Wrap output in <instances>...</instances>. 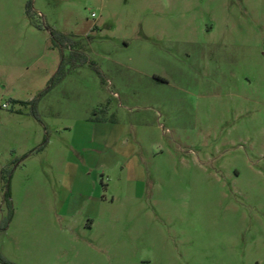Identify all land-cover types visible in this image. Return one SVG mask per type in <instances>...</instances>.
<instances>
[{
    "label": "rangeland",
    "instance_id": "obj_1",
    "mask_svg": "<svg viewBox=\"0 0 264 264\" xmlns=\"http://www.w3.org/2000/svg\"><path fill=\"white\" fill-rule=\"evenodd\" d=\"M0 255L264 264V0H0Z\"/></svg>",
    "mask_w": 264,
    "mask_h": 264
},
{
    "label": "trees",
    "instance_id": "obj_2",
    "mask_svg": "<svg viewBox=\"0 0 264 264\" xmlns=\"http://www.w3.org/2000/svg\"><path fill=\"white\" fill-rule=\"evenodd\" d=\"M24 12L27 16H29V13H30V2L29 1H27L25 4ZM34 25L36 27H40V25L37 23H34ZM44 28L48 32L51 47L59 48L60 46H64L69 49L68 55L66 57L63 56L62 53L59 51V60H58L56 69L52 77L48 81L49 84H52L53 81L58 80L63 76L66 70L65 69L66 65L69 68H72L75 65L76 61L81 63L84 61V58L79 51L74 49L75 47H77V43L74 40H72L70 37H68L65 34L55 32L53 29L49 28L48 26H44ZM4 196L7 200L8 198L7 191H5ZM0 263L14 264L12 262L5 260L1 255H0Z\"/></svg>",
    "mask_w": 264,
    "mask_h": 264
},
{
    "label": "crops",
    "instance_id": "obj_3",
    "mask_svg": "<svg viewBox=\"0 0 264 264\" xmlns=\"http://www.w3.org/2000/svg\"><path fill=\"white\" fill-rule=\"evenodd\" d=\"M89 225H91V222H90ZM85 235L86 234H81V235L80 234H76V235L69 234L67 236L64 235V237H62L63 243L65 245V239H76V241H74V243L69 244L70 250H73V248L75 250L79 249L80 251L84 252V254L87 255V256H90L91 254L93 255L96 252L95 246L92 245L90 240H86V237H84ZM71 252H76V251H71ZM64 259L65 258H62V260H64ZM66 262H68V261H66ZM64 264H65V262H64ZM76 264H80V263H76Z\"/></svg>",
    "mask_w": 264,
    "mask_h": 264
},
{
    "label": "built area",
    "instance_id": "obj_4",
    "mask_svg": "<svg viewBox=\"0 0 264 264\" xmlns=\"http://www.w3.org/2000/svg\"><path fill=\"white\" fill-rule=\"evenodd\" d=\"M90 15L93 16V13H91Z\"/></svg>",
    "mask_w": 264,
    "mask_h": 264
}]
</instances>
